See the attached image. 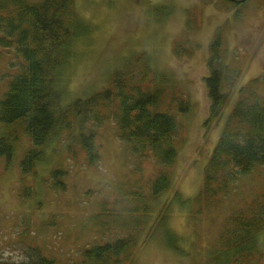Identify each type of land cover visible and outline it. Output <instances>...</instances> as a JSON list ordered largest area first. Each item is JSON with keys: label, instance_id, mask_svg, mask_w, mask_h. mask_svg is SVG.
<instances>
[{"label": "rangeland", "instance_id": "rangeland-1", "mask_svg": "<svg viewBox=\"0 0 264 264\" xmlns=\"http://www.w3.org/2000/svg\"><path fill=\"white\" fill-rule=\"evenodd\" d=\"M24 1L33 5L44 0ZM72 4L80 27L64 52L61 103L112 90L117 72L127 87L159 92L158 110L178 122L177 156L173 166L164 169L170 187L157 198L149 194L148 181L158 168L152 160L130 154L116 136L112 116L94 131L97 162L89 164L77 138L62 134L42 149V161L27 176L20 175L18 164L30 148L28 139L21 127L0 124V137L11 132L18 139L9 168L0 158V264L24 261L30 248L55 264H98L85 258L86 250L125 237H133L135 245L119 264H226L221 240L234 215L250 210L253 200L264 205V169L257 168L225 190L215 184L213 198L199 196L204 168L240 102L239 90L250 83L264 99V0L237 7L227 0ZM217 37L222 56L217 68L227 100L220 119L206 128L210 102L204 79L210 75L211 44ZM19 62L14 48L0 46V98L10 77L19 72ZM235 70L242 77L232 88ZM179 104L185 107L182 112ZM54 170L64 173L58 176L61 187L51 177ZM22 185L32 189L29 200L18 196ZM133 192L145 195L137 202L136 216ZM158 216L160 227L150 233ZM168 238L176 241L179 251L169 247ZM256 244L251 258L239 264H264V230Z\"/></svg>", "mask_w": 264, "mask_h": 264}, {"label": "trees", "instance_id": "trees-1", "mask_svg": "<svg viewBox=\"0 0 264 264\" xmlns=\"http://www.w3.org/2000/svg\"><path fill=\"white\" fill-rule=\"evenodd\" d=\"M227 1L237 7L248 0ZM79 27L72 0H44L33 5L24 0H0V46L14 48L22 60L19 72L10 77L0 98V124L8 128L21 127L30 143L18 164L20 175L33 174L35 165L43 159L42 149L62 134L71 138L75 136L88 163L97 162L100 153L95 145L94 131L112 116L116 136L130 154L135 159L152 160L156 164L158 171L148 181V191L157 198L170 187L164 169L173 166L177 156L174 136L178 122L172 114L158 110L162 103L159 92L147 86L145 90L137 85L127 87L119 78L123 77L120 72L115 73L117 78L112 83V90L61 103L59 75L66 62L64 52L78 36L76 28ZM221 57V41L217 37L211 44L210 75L204 79L210 102L206 128L220 119L227 100L221 90L222 73L217 68ZM241 77V71L235 70L230 80L232 88L238 85ZM249 85L239 90L240 102L223 125L204 168V186L199 200L213 198V186L217 183L225 190L229 184L250 176L257 168L264 169V99ZM182 105L178 106L180 112L185 110ZM113 106L115 110H112ZM17 140V135L11 132L0 137V158L4 159L6 168L13 162V143ZM58 176L63 177L64 173L52 171L55 186L61 187L63 182L58 181ZM132 194L135 197L132 213L136 216L139 213L137 202L145 195L140 192ZM18 196L29 200L33 196L32 189L22 185L18 188ZM251 203L250 210L231 218L230 228L223 235L220 252L226 264H239L242 259H250L258 235L264 230V205L255 200ZM256 205L260 206L256 208ZM160 221L158 216L150 233L160 227ZM167 242L172 250H177V245L173 244L176 241L168 238ZM133 244V237L116 238L86 250L84 256L98 264H119V258ZM249 263L250 260L246 264ZM3 264H55V260L44 257L36 248H30L24 261Z\"/></svg>", "mask_w": 264, "mask_h": 264}]
</instances>
